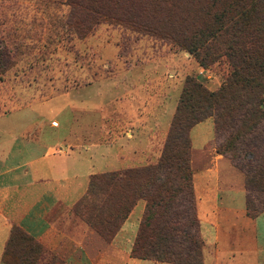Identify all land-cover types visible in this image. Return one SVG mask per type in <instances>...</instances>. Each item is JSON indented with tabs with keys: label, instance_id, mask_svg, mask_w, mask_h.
Wrapping results in <instances>:
<instances>
[{
	"label": "rangeland",
	"instance_id": "1",
	"mask_svg": "<svg viewBox=\"0 0 264 264\" xmlns=\"http://www.w3.org/2000/svg\"><path fill=\"white\" fill-rule=\"evenodd\" d=\"M68 12L66 0H0V49L5 53L0 57V158L8 146H13L15 156V151L29 145L59 143L89 154L90 146L102 144L113 149L120 164L114 160L113 168L97 174L155 163L188 82L219 90L228 74L226 61L214 59L203 66L170 34L105 20L80 35L75 26L66 25ZM208 119L195 126L198 136L190 154L194 231L202 242L201 255L196 263L192 255L185 256L186 242L180 247L165 243L164 252H146L144 259L154 264H204L199 198L217 187L216 172L206 171L211 167L210 155L225 158L220 163L219 188L245 193L248 220L264 209V185L246 186V172L221 149L224 137L214 139L213 117ZM12 155L9 163L20 160ZM113 200L114 196L92 190L72 212H63L57 225L72 228V234L76 225L94 228L97 223L108 232L105 221L113 215ZM248 200L255 207L251 213ZM138 202L145 209L146 201ZM143 218L144 210L138 230ZM15 227L23 239L11 244L9 262L40 264L43 257H50L38 239L41 248L25 237L21 226ZM60 259L54 252L51 264H62Z\"/></svg>",
	"mask_w": 264,
	"mask_h": 264
},
{
	"label": "trees",
	"instance_id": "2",
	"mask_svg": "<svg viewBox=\"0 0 264 264\" xmlns=\"http://www.w3.org/2000/svg\"><path fill=\"white\" fill-rule=\"evenodd\" d=\"M66 2V25L75 26L80 35L105 20L153 34H170L203 66L214 59L226 61L228 74L219 90L210 91L198 82H188L155 163L93 174L86 195L78 202L92 190L102 191L108 198L114 196L113 215L105 221L109 231L93 224L102 237L111 241L138 201L145 200L132 256L144 259L150 249L164 252L165 243L180 247L186 242V258L192 255L198 263L202 242L194 231L197 222L190 166L193 126L213 117L214 139L224 137L221 149L246 172V186L264 185V0ZM0 50L1 57L5 53ZM247 209L250 213L255 209L249 200ZM14 226L5 254L9 264L6 258L11 244L23 239ZM24 232L33 245L41 248L34 237Z\"/></svg>",
	"mask_w": 264,
	"mask_h": 264
},
{
	"label": "crops",
	"instance_id": "3",
	"mask_svg": "<svg viewBox=\"0 0 264 264\" xmlns=\"http://www.w3.org/2000/svg\"><path fill=\"white\" fill-rule=\"evenodd\" d=\"M211 124L214 137V121ZM195 126L191 129L192 147L198 136L194 133ZM90 147L88 154L63 148L59 143L29 145L15 151V156L12 155L13 146L3 149L0 158V264H9L5 254L14 225L21 226L43 244L50 257H43L40 264H51L54 252L60 254L62 264H154L130 254L138 219L144 210L142 202L135 205L111 241L90 226L76 225L71 234L72 228L57 225L61 214L72 212L86 195L93 174L113 168L114 160L115 165L120 164L109 145ZM11 155L20 160L12 159L9 163ZM208 159L211 167L206 171L216 172L217 187L199 198L203 263L264 264V210L248 220L245 193L219 188L220 163L225 158L216 153ZM67 245L72 248L71 252ZM63 251L68 254L64 255Z\"/></svg>",
	"mask_w": 264,
	"mask_h": 264
}]
</instances>
